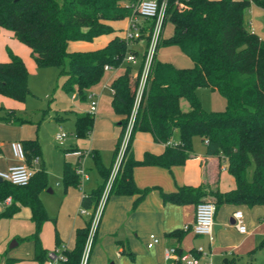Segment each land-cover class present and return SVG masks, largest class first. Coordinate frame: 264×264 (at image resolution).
Masks as SVG:
<instances>
[{"label": "trees", "instance_id": "obj_1", "mask_svg": "<svg viewBox=\"0 0 264 264\" xmlns=\"http://www.w3.org/2000/svg\"><path fill=\"white\" fill-rule=\"evenodd\" d=\"M136 1L0 0V28L11 30L32 50L38 67L60 68L66 76L65 91L77 90L82 101L87 99L88 91L102 83L107 74L106 65L113 70L123 69L112 81L111 108L124 117L118 123L121 132L113 163L107 167L99 151L90 152L103 181L82 199V208L91 211V218L77 230L75 247L66 249V264H81L93 215L125 140L146 60L145 53L138 63H126L129 53L137 56L138 53L119 35L105 47L90 51L71 52L69 43L92 42L97 37L114 34L116 30L109 22L131 17L133 9L126 7L124 2ZM252 4L264 8V0H167L165 26L172 23L173 32L162 37L159 47H178L193 60L194 66L176 67L155 55L109 195H139L141 199L151 188L141 189L136 185L134 168L182 165L192 157L194 138L198 136L206 143L207 154L226 159L235 187L223 192L204 185L182 186L175 192H162L163 200L196 206L202 201H212L217 209L224 204L264 205V39L249 27L246 12ZM146 23L150 24L144 28L145 32L153 22ZM142 37L148 40L147 34ZM8 53L10 59L0 61V94L26 101L32 94L28 67L11 49ZM199 88H210L222 94L227 101L226 109L206 110L198 97ZM182 99L188 100V111L182 110ZM3 120L18 125L28 122L13 111ZM94 123L95 114L78 115L77 137L90 136ZM138 132L151 133L156 142L166 144L165 151L161 154L146 152L143 159H137L133 145ZM176 133L179 141L172 143ZM22 144L26 161L33 166L34 159L42 155L41 145L38 139L24 140ZM76 168L77 164L69 161L64 164L66 189L82 183ZM47 183L48 174L44 168L35 170L25 186L0 181V202L12 198L2 216H13L21 206L32 209L36 233L29 239L37 242L40 259L47 258V250L39 240V231L49 220L40 198ZM173 235L181 237L183 231H175Z\"/></svg>", "mask_w": 264, "mask_h": 264}, {"label": "crops", "instance_id": "obj_2", "mask_svg": "<svg viewBox=\"0 0 264 264\" xmlns=\"http://www.w3.org/2000/svg\"><path fill=\"white\" fill-rule=\"evenodd\" d=\"M127 21L129 24V18ZM247 21L250 29L253 30L251 22L248 19ZM115 22H109L116 30L114 34L96 38V40L104 39L100 48L105 47L115 35L124 37L128 25L126 29L120 30L115 26ZM75 42L77 41L69 43V51L74 52L78 51L77 49H84V47H77L76 50L75 48L71 49L72 44H77ZM5 43H8L13 49L12 51L22 57L29 67V61L32 62V59L34 60L32 50L20 42L11 30L5 28L0 29V61L10 59L9 53L6 54L2 50V45ZM27 53L30 54L29 60L25 56ZM189 59L192 65L189 67H193L194 62L191 58ZM32 64L34 63L32 62ZM107 73H110V71ZM102 83L88 91V93H97ZM213 94H218V91H213ZM73 101H76V96L73 97ZM87 101L88 99L82 102ZM111 101L112 99L110 100L108 111L113 112ZM215 109L219 110L220 108ZM88 110L86 106L75 105L74 108L65 111V114L57 112L55 115V130L56 127L59 130L60 126L64 128L67 120H69L68 116L74 114L75 116L71 121L73 132L76 135V119L78 115L88 112ZM6 123L10 126L7 127L10 130L9 134L5 136L0 134L1 171H6L8 168L22 163L21 160L12 156L11 143L13 141L23 142L31 139L25 138L29 136H25L24 130L19 128L21 125ZM116 127L117 130H121L118 123ZM120 132L117 131L114 134L115 147ZM92 133L87 138H90ZM178 141L179 135L176 133L172 143H177ZM204 144L205 147L197 151L194 149L192 157L182 165H173L170 168L158 165L135 167L133 177L136 185L141 189L151 188L141 199H138L139 195L108 194L87 264H165V249L169 246L177 247L183 254L198 257L200 264H208L209 261L212 264H253L257 256V246L264 238V205L253 207L235 204L222 205L216 211L214 240L211 242L207 236L196 235L191 231L190 227L195 221V204L180 205L165 202L161 196L162 192H175L182 186L199 187L204 185L212 189L218 188L223 192L235 187L234 178L227 170L226 159L207 154L206 143L204 142ZM133 147L135 157L141 160L146 152L163 153L166 149V144L156 142L151 133L138 132L135 136ZM66 149L85 150L76 142L63 148L64 154ZM92 150L99 151L98 149ZM65 157L68 156L65 155ZM74 158L77 162L78 158ZM66 161L65 159L64 164ZM42 162L41 155L39 162L33 163V168L36 170L45 169ZM112 163L106 165L107 163L104 162L107 167H110ZM41 164L42 166L37 168ZM97 172L99 174L98 187L103 179L98 169ZM52 186L54 188H48L47 183V187L40 193V198L47 210L49 220L43 224L39 231V240L43 248L47 250V253L59 246L58 244L64 245L67 249L75 247L77 230L84 227L91 218L90 214L81 212L82 199L85 194H89L97 188H87V185H82V188L80 185L79 187L70 186L66 189L63 183V173L61 182L59 181L55 186ZM11 203L12 198L11 202L7 200L0 202V264H50L47 258L40 259L37 242L32 238L29 239L36 233L32 209L28 206H21L19 211L13 216H2V213L6 211ZM237 210H242L244 213V222L247 225L246 233L240 232L235 226L234 213ZM186 227L189 228L186 229ZM178 230L183 231L181 237L173 235ZM152 234L156 235L160 241L150 248L148 243ZM199 247L204 248V254L198 252Z\"/></svg>", "mask_w": 264, "mask_h": 264}, {"label": "rangeland", "instance_id": "obj_3", "mask_svg": "<svg viewBox=\"0 0 264 264\" xmlns=\"http://www.w3.org/2000/svg\"><path fill=\"white\" fill-rule=\"evenodd\" d=\"M247 19L251 22L253 30L264 39V8L259 7L256 4H252L246 12ZM143 20V19H141ZM128 25L127 19L116 21L115 26L120 30L126 29ZM3 32V31H2ZM173 32L172 23H168L163 36L168 37ZM2 34V33H1ZM104 42V39L94 40L93 42L77 41L72 44L71 49L75 50L77 47H84V49H77L78 51H90L99 49ZM83 43V44H80ZM147 39L143 38L131 44V48L138 53V60H141L143 55L147 51ZM24 45V44H23ZM25 46V45H24ZM26 49L27 46H25ZM8 49L11 46L8 43L2 45V50L8 54ZM25 56L30 57L27 53ZM9 57V56H8ZM157 58L161 61H166L174 64L177 67H189L191 60L176 46H160L157 51ZM29 60V58H28ZM32 62L34 64H32ZM29 61V87L32 94L26 99V101H18L11 97L0 94V134L8 135L10 127L9 124L4 122L3 118L10 116V111L21 119L27 120V123L22 124L19 128L24 130L27 139H38L42 149V163L48 173V188L56 185L57 182H61V177L64 168V160L76 164L74 157H65L63 148L69 146L71 143H77L83 149V152L87 151V155L82 160V166L85 169L88 177L82 180L81 187L87 185V188L93 189L97 187L99 182V174L95 167V162L92 156L89 154L92 149H98L101 152L103 161L110 165L113 161V154L115 150L114 134L117 131L116 124L123 120V115L108 111L110 100L112 99L111 79L116 77L122 72L121 69L110 71L107 73L106 78L103 80L100 89L97 91V100L99 101L98 111L95 113L96 122L94 131L90 138L78 139L73 132L72 119L74 114H70L69 120L64 125V131L68 134V137L63 144H59L55 139V115L56 113L65 114L74 106H86L90 108V100L82 102L78 91L67 92L64 89V83L66 76L61 73V69L58 67H38L35 60ZM128 61H126L127 63ZM190 63V64H189ZM89 94V93H87ZM218 95V96H216ZM214 95L210 88H199L198 97L202 103V106L209 111H216L215 108H220L217 111H223L226 109L227 103L222 94ZM76 96V101H73V97ZM218 97V98H217ZM182 110L188 111L190 104L187 99L181 100ZM67 117V118H68ZM125 139V138H124ZM117 144V143H116ZM123 145V144H122ZM205 147L202 138L196 136L194 138V149L197 151L200 148ZM122 148V146H121ZM11 154L14 157L12 148ZM74 150V149H73ZM120 152L118 157L120 156ZM124 151L122 153V156ZM121 156V158H122ZM117 157V159H118ZM116 159V160H117ZM42 164L37 167L40 168ZM83 185V186H82ZM54 188V187H53ZM58 189V188H57ZM60 190V189H59ZM264 238L259 242L257 246V256L253 264H264Z\"/></svg>", "mask_w": 264, "mask_h": 264}, {"label": "built area", "instance_id": "obj_4", "mask_svg": "<svg viewBox=\"0 0 264 264\" xmlns=\"http://www.w3.org/2000/svg\"><path fill=\"white\" fill-rule=\"evenodd\" d=\"M124 5L126 7L132 8L134 12V14L131 17H129V24H128L127 29L125 30L124 38L130 44H132L136 41H139L140 39H143L142 36L144 34H147L148 43H147V51H146V60L144 64V70H143L140 86L138 89L137 102L134 107L132 116L130 118L125 140L121 148V153L118 159L116 160L112 175L108 181L105 192L93 215V220H92L91 228L89 231V236L86 242V246L84 249V253L82 256L81 264L88 263L89 255L92 249V245H93L94 238H95L97 228L99 225V221H100L103 209H104V205H105L107 196L109 194V191L111 189L115 175L117 174V171L120 167L121 156L125 149L127 139L130 135L131 129L133 127L135 115L137 112V107L141 99L143 90L145 88L149 70H150L152 61L159 49V44L161 42V39L165 32V27H166L165 17H166L167 0H162L161 2L160 0H137L134 3L124 2ZM148 21L153 22V24L151 25L152 27L150 29L148 28L147 31L145 32L144 28L147 26V24H150V23H146ZM126 61L136 64L138 63V56L135 53H129L126 58ZM105 71L107 72L113 71V68L110 67L109 65H106ZM111 90L112 92H114L112 87H111ZM96 97H97L96 93H93V92H90L87 95V99L90 100L91 102L88 112L91 114H95L98 111L99 101L97 100ZM67 137H68V134L64 131V128L60 126L58 132L55 135L56 141L59 144H63ZM11 148H12L14 156L17 159L21 160L22 163L18 165H14L8 168L6 171L0 170V178H2L3 180L9 181L15 185L25 186L29 184V182L31 181L36 169L27 163L25 149L21 141H13L11 143ZM65 155L68 157L78 158L76 172L80 176L81 180L87 178V173L82 166V160L87 155V151L83 152L80 149L66 150ZM38 162H39V157H36L33 163L36 164ZM7 201L11 202V198L9 197ZM216 211H217V206L214 202L212 201L200 202L196 206L195 221L193 225L190 227L191 231L196 235L207 236L210 239V241L213 242ZM81 212L83 214L91 215V211L86 208H82ZM234 218H235V226L237 227V229L242 233H246L247 225L244 222L243 211L242 210L235 211ZM188 228L189 227H186V229ZM159 241H160L159 238L156 235L152 234L150 236V242L148 243V246L151 248L155 244H157ZM66 249L67 248L64 245H59L55 249L49 251L47 253V259L49 263L50 264H66V262L68 261V255L66 253ZM198 252L200 254H204L205 250L203 247H199ZM165 258H166L165 264H180V263L200 264V259L198 257L193 256V255L183 254L175 246H169L165 249ZM208 264H212L211 261H209Z\"/></svg>", "mask_w": 264, "mask_h": 264}, {"label": "water", "instance_id": "obj_5", "mask_svg": "<svg viewBox=\"0 0 264 264\" xmlns=\"http://www.w3.org/2000/svg\"><path fill=\"white\" fill-rule=\"evenodd\" d=\"M0 181H3V179H2V178H0Z\"/></svg>", "mask_w": 264, "mask_h": 264}]
</instances>
